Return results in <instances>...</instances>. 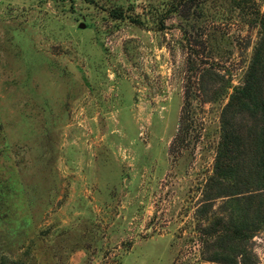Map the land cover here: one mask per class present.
Segmentation results:
<instances>
[{"label":"rangeland","instance_id":"1","mask_svg":"<svg viewBox=\"0 0 264 264\" xmlns=\"http://www.w3.org/2000/svg\"><path fill=\"white\" fill-rule=\"evenodd\" d=\"M263 31L264 0H0V264H264L256 184L211 182Z\"/></svg>","mask_w":264,"mask_h":264},{"label":"trees","instance_id":"2","mask_svg":"<svg viewBox=\"0 0 264 264\" xmlns=\"http://www.w3.org/2000/svg\"><path fill=\"white\" fill-rule=\"evenodd\" d=\"M180 16L187 15L180 13ZM222 136L211 182L228 185L238 196L248 176L256 187L250 191L254 219L251 233L264 229V31L241 86L234 89L222 117ZM243 175V180L241 177ZM237 233L224 227L218 238ZM241 236V235H240Z\"/></svg>","mask_w":264,"mask_h":264}]
</instances>
